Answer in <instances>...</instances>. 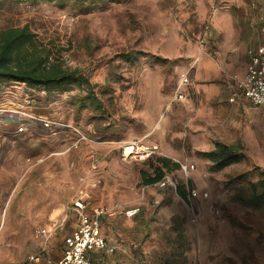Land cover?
Returning <instances> with one entry per match:
<instances>
[{"label":"rangeland","instance_id":"1","mask_svg":"<svg viewBox=\"0 0 264 264\" xmlns=\"http://www.w3.org/2000/svg\"><path fill=\"white\" fill-rule=\"evenodd\" d=\"M23 25L87 77L100 106H81L78 88L0 81V264H54L77 223L70 206L81 179L86 211H103L100 230L114 246L99 264H165L174 250L177 264H264V208L236 199L257 179L253 167L264 173V117L229 99L246 52L264 47V0L2 2L0 29ZM130 52L137 58L124 61ZM183 74L186 95L175 100ZM132 140L159 152L122 160ZM216 141L239 142L243 158L212 170L203 153ZM157 158L179 165L164 170L175 188L196 190L192 210L171 184L143 183ZM180 164L193 168L185 175ZM128 207L137 213L126 216Z\"/></svg>","mask_w":264,"mask_h":264},{"label":"trees","instance_id":"2","mask_svg":"<svg viewBox=\"0 0 264 264\" xmlns=\"http://www.w3.org/2000/svg\"><path fill=\"white\" fill-rule=\"evenodd\" d=\"M4 1H54L62 3L65 0H0ZM82 4L84 0H74ZM124 61H131L137 58L135 53H122ZM0 81H16L30 86L39 87L47 92H67L74 88L85 91L79 98L81 106L85 104L99 108L100 102L95 97L93 85L78 69H67L60 63L53 60L46 47L34 39L30 29L23 26H10L0 29ZM203 156L210 161L212 170H220L230 164L237 163L243 158L242 145L225 144L215 142L211 150L203 153ZM148 158L147 160H149ZM157 167L154 168L153 177L143 178L144 184H152L160 180L165 171L179 167L177 163H170L166 158H157ZM165 170V171H164ZM257 179L246 182L247 193H240L236 199L245 205L253 208H264V173L253 167ZM240 179L242 176L239 177ZM178 195L185 196L182 185L176 187ZM180 244V242L178 243ZM169 256L165 264H177V250Z\"/></svg>","mask_w":264,"mask_h":264},{"label":"built area","instance_id":"3","mask_svg":"<svg viewBox=\"0 0 264 264\" xmlns=\"http://www.w3.org/2000/svg\"><path fill=\"white\" fill-rule=\"evenodd\" d=\"M201 42H203V40H201ZM247 54L248 61L245 66V71L241 76L236 77V84L241 95L253 105L258 106L264 117V47L259 46L251 48L248 50ZM185 82H187V78L186 75L183 74L175 89V98L181 97L180 86ZM42 121L45 126L52 124V121L46 119H42ZM77 132L79 136L84 138L83 134L79 131ZM120 149V157L122 160L133 159L144 161L159 152L157 144L140 140L128 141L121 145ZM192 168L193 165L191 164H180V169L185 175H187ZM84 183L85 180L81 179V187L70 206V210L75 213L78 222L71 235L65 237L63 253L56 264H91L88 258L89 252L102 251L104 253H111L114 249V246L106 241L100 230L99 218L103 211L94 209L90 214L86 211L87 197L86 193L82 191V185ZM95 184L96 180L92 183L88 181L89 186H94ZM156 184H158L159 187H163L165 184H171L173 188H175L172 181H170L166 175L158 180ZM195 197H197L196 190L187 188L185 190V196L180 198L184 202L186 208L192 210L191 199ZM137 211L138 209L136 207L123 209L124 214L128 217L134 216Z\"/></svg>","mask_w":264,"mask_h":264},{"label":"crops","instance_id":"4","mask_svg":"<svg viewBox=\"0 0 264 264\" xmlns=\"http://www.w3.org/2000/svg\"><path fill=\"white\" fill-rule=\"evenodd\" d=\"M201 34V33H200ZM201 36L203 37V39H204V36H205V38H207L208 37V30H206L205 29V27L203 28V30H202V34H201ZM204 41V40H203ZM205 42V41H204ZM203 42V43H204ZM246 56H247V59H246V63H247V61H248V54H247V52H246ZM246 63L244 64V70H243V72H242V74L244 73V71H245V66H246ZM241 74V75H242ZM186 83V82H185ZM185 83L184 84H182L181 85V87H180V93H181V97L180 98H175L174 96L172 97L173 99H175V100H181V99H183L184 97H185V88H183V86L185 85ZM236 86V85H235ZM235 96H239L238 98L239 99H241V100H244V101H246V103H248V104H250L252 107H254V108H256V109H258L259 111H260V108L258 107V106H256V105H253L249 100H247L246 98H244L242 95H241V93H240V91H239V89H238V87L236 86L235 87V91L233 92V94L229 97V99H232L233 100V98L235 97ZM231 100V101H232ZM216 142H219V141H216ZM236 143H239V142H236ZM236 143H233V144H236ZM128 160H132V159H128ZM95 175L98 177V179L100 178L98 175H99V171H98V169L96 170V173H95ZM93 180V179H92ZM75 214V213H74ZM77 222H78V219H77ZM77 224V223H76ZM76 224L74 225V227H73V230L75 229V227H76ZM73 230H72V232H73ZM46 231V232H45ZM40 233H42V234H45L46 235V233H48L47 232V230L46 229H44V228H42L40 231H39ZM71 232V233H72ZM71 233L69 234V235H71ZM102 233V232H101ZM69 235H67V236H69ZM43 236V235H42ZM67 236H65V237H67ZM65 237L63 238V247H62V250H61V255L59 256V258L54 262V264H56V262L61 258V256H62V253H63V249H64V239H65ZM46 238V237H45ZM107 241V240H106ZM110 244V243H109ZM110 245H112V244H110ZM99 253H104V252H102V251H91V252H89L88 253V258H89V260H90V262H91V264H99L98 262H96V256L97 255H99ZM30 260H32L34 263H36V262H38V256L37 255H30L29 257H28Z\"/></svg>","mask_w":264,"mask_h":264}]
</instances>
